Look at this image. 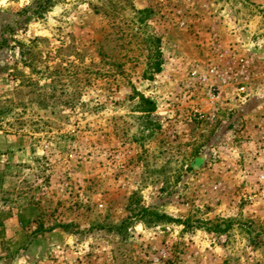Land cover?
<instances>
[{
	"label": "rangeland",
	"instance_id": "1",
	"mask_svg": "<svg viewBox=\"0 0 264 264\" xmlns=\"http://www.w3.org/2000/svg\"><path fill=\"white\" fill-rule=\"evenodd\" d=\"M0 264H264V0H0Z\"/></svg>",
	"mask_w": 264,
	"mask_h": 264
},
{
	"label": "trees",
	"instance_id": "2",
	"mask_svg": "<svg viewBox=\"0 0 264 264\" xmlns=\"http://www.w3.org/2000/svg\"><path fill=\"white\" fill-rule=\"evenodd\" d=\"M147 10H142V11H140L139 13H144V12H146ZM155 43L156 44H158L159 43V39H157L156 41H155ZM154 60H155V62H154V66H155V68H156V70L158 71L159 70V68H160V66H161V52H160V50H159V48H158V45H157V48H156V51H155V53H154ZM153 110V108H150L148 111H152ZM161 217H166V216H160V218Z\"/></svg>",
	"mask_w": 264,
	"mask_h": 264
},
{
	"label": "crops",
	"instance_id": "3",
	"mask_svg": "<svg viewBox=\"0 0 264 264\" xmlns=\"http://www.w3.org/2000/svg\"><path fill=\"white\" fill-rule=\"evenodd\" d=\"M13 220L11 219V222H12ZM10 223V222H9ZM4 226L6 227V224H4ZM7 231V230H6Z\"/></svg>",
	"mask_w": 264,
	"mask_h": 264
}]
</instances>
